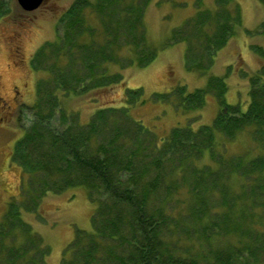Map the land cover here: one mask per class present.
Wrapping results in <instances>:
<instances>
[{
  "label": "trees",
  "instance_id": "1",
  "mask_svg": "<svg viewBox=\"0 0 264 264\" xmlns=\"http://www.w3.org/2000/svg\"><path fill=\"white\" fill-rule=\"evenodd\" d=\"M258 1L264 8V0ZM150 2L76 1L68 10L71 23L65 25L69 48L87 50L84 52L90 59L101 53L102 62L113 63L117 62L113 46L121 35L130 47L129 57L124 58L126 67L147 66L158 53L146 42L142 30L145 8ZM216 3L215 10L198 11L191 19L195 26L202 27L197 30L195 42L209 52L207 67L240 25L239 7L233 0ZM86 6L99 18L104 16L108 27L98 33L100 42L92 40L81 46L77 39L82 32L91 37L94 32L82 28L77 18ZM127 25L128 31H122ZM115 30L119 32L116 34ZM259 32L264 36V21ZM172 41L178 42L175 37ZM59 46L52 43L51 50L58 53ZM194 48L190 41L185 67L201 74L207 67H197L190 61ZM252 48L264 56L261 48ZM39 56L47 59L49 53L41 50ZM102 62L92 70L85 66L94 80H84L86 88L81 92L62 91L81 95L121 84V75L107 74L108 67H102ZM101 79H107L106 84ZM249 83V105L244 112L238 105L224 102L222 77L209 76L204 89L187 91L176 86L172 92L152 96L154 101L171 103L183 113L201 108L209 91L219 89L221 97L211 125L195 131L175 128L160 144L147 139L152 133L141 125L140 134L130 137L115 129L109 138L104 136L108 129L92 120L86 125L74 123L56 128L49 117L60 109L58 100L45 103L38 95L32 110L36 114L39 107L45 106L48 114L43 119L36 117L32 127L16 142L13 161L29 173L33 190L40 189L33 192L38 196L83 187L94 205L91 231L76 230L61 264H264V71L250 77ZM134 91L126 90L128 96L140 95ZM103 113L104 110L98 114ZM122 114L126 117L127 112ZM245 132L255 142L256 153L229 156L225 142ZM218 148L221 150L217 151ZM204 153L209 163L189 170L197 155ZM185 185L187 193L179 196L178 189ZM12 209L10 203L0 221V264H42L49 247L28 225L15 224L20 217Z\"/></svg>",
  "mask_w": 264,
  "mask_h": 264
},
{
  "label": "rangeland",
  "instance_id": "2",
  "mask_svg": "<svg viewBox=\"0 0 264 264\" xmlns=\"http://www.w3.org/2000/svg\"><path fill=\"white\" fill-rule=\"evenodd\" d=\"M76 1L45 0L38 9L28 12L22 10L16 0H0V221L13 203V212L17 210L20 217L15 224L28 225L49 247L42 264H61L76 230L91 231L94 205L83 187L38 196L33 192L40 189L33 190L29 173L13 161L16 142L32 127L36 117L43 119L48 114L45 106L39 107L36 114L32 110L38 95L45 103L58 100L60 109L49 117L50 124L56 128L74 123L86 125L92 120L108 129L104 136L109 138L115 129L130 137L140 134L141 125L154 134L146 138L160 144L175 128L195 131L203 125H211L219 111L221 97L219 89L209 91L201 108L183 113L171 103L154 101L152 96L172 92L176 86H183L187 91L204 89L209 76L222 77L224 102L238 105L244 112L249 105V78L264 71V56L252 48L255 46L264 51V36L259 32V25L264 21V8L258 0H233L239 7L240 25L235 27V34L216 53L209 67V52L195 42L197 30L202 27L195 26L191 19L198 11L215 10L217 0H151L145 8L142 30L146 42L158 53L145 67L136 64L126 67L124 58L129 57L130 47L121 35L113 46L117 62H102L103 55L93 49L88 50L94 51L96 58L90 59L84 52L87 50L69 48L65 25L71 23L68 10ZM88 1L94 3L95 0ZM93 12L86 6L77 16L82 28L94 31L92 37L82 32L77 39L81 46L92 40L93 43L100 42L98 33L108 27L106 18H99ZM121 29L128 31L129 26ZM118 32L115 30L116 34ZM173 37L178 42H173ZM190 41L195 46L194 53L190 51V61L197 67H207L204 73L188 71L185 67ZM52 43L60 44L58 53L51 50ZM41 50L49 53L47 59L40 58ZM78 57L81 59L76 62ZM73 58L74 61H70ZM101 62L102 67H108L107 74L118 72L121 75V84L92 89L81 95L62 91L81 92L86 88L84 80H94L88 68L92 70ZM101 81L106 84L107 79ZM57 86H61V90H56ZM127 89L140 95L128 96ZM102 110L105 113L98 114ZM125 112L126 117L122 114ZM225 143L229 156L247 151L256 153L255 142H251L246 132ZM216 159H220L219 155ZM208 163L207 153H204L197 155L188 168L194 171ZM194 178L195 173L190 176L191 183ZM186 193V185L177 191L179 196ZM33 256L38 259L36 254Z\"/></svg>",
  "mask_w": 264,
  "mask_h": 264
},
{
  "label": "water",
  "instance_id": "3",
  "mask_svg": "<svg viewBox=\"0 0 264 264\" xmlns=\"http://www.w3.org/2000/svg\"><path fill=\"white\" fill-rule=\"evenodd\" d=\"M20 8L24 11H34L38 9L45 0H16Z\"/></svg>",
  "mask_w": 264,
  "mask_h": 264
}]
</instances>
